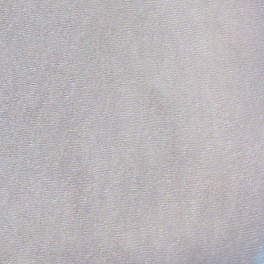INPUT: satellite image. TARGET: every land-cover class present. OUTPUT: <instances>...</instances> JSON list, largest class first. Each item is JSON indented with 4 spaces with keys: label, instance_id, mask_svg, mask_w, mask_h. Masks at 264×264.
Here are the masks:
<instances>
[{
    "label": "water",
    "instance_id": "water-1",
    "mask_svg": "<svg viewBox=\"0 0 264 264\" xmlns=\"http://www.w3.org/2000/svg\"><path fill=\"white\" fill-rule=\"evenodd\" d=\"M258 4L0 0V264L257 254Z\"/></svg>",
    "mask_w": 264,
    "mask_h": 264
},
{
    "label": "clouds",
    "instance_id": "clouds-1",
    "mask_svg": "<svg viewBox=\"0 0 264 264\" xmlns=\"http://www.w3.org/2000/svg\"><path fill=\"white\" fill-rule=\"evenodd\" d=\"M227 7L249 10L243 21L239 22V26L247 34L249 54L258 65L257 73L260 74L264 70V0H259L258 5ZM253 235L255 237L253 243L256 245L254 250L257 254L232 258V264H236L237 259L240 264H264V214L257 215V224ZM223 259L229 260L228 257Z\"/></svg>",
    "mask_w": 264,
    "mask_h": 264
}]
</instances>
